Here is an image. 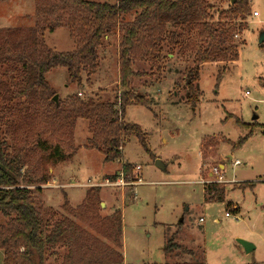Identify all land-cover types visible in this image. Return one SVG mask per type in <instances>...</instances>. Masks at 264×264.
Returning <instances> with one entry per match:
<instances>
[{"label": "rangeland", "instance_id": "1", "mask_svg": "<svg viewBox=\"0 0 264 264\" xmlns=\"http://www.w3.org/2000/svg\"><path fill=\"white\" fill-rule=\"evenodd\" d=\"M87 1L115 4L118 0ZM1 2L0 16L7 18L2 25L11 29L34 25L33 0ZM231 2L210 0L209 15L214 18L213 25L223 26L220 29L235 24L237 29L230 40L225 38L223 48L231 41L238 59L201 67L195 104L186 102L184 96V79L200 44L194 31L185 35L181 44L184 48L191 40L193 48L181 51L179 46L170 47L165 37L162 60L149 62L140 58L144 53L139 54L133 70L145 76L132 79L131 87L152 105L128 106L124 121L140 127L146 147L133 134L123 133L120 161L105 162L100 152L87 148L92 138L87 121L77 120L73 130L66 124L51 129L41 123L39 114L23 109L20 101L0 112L1 134L9 147L26 150L20 184L25 185L28 179L33 182L30 190L41 214L48 212V217L55 219L69 216L61 208L65 200L75 208L88 191L76 185L116 179L127 163L130 169L125 174L130 180L140 179L137 186L99 188L100 217L121 212L123 264H264V42L258 43L264 34V0H247L249 16L235 22L227 16ZM253 11L259 16L253 17ZM20 12L24 17L19 18ZM134 16L131 13L122 19L131 22ZM168 31L179 33L170 26ZM44 38L55 52L74 50L67 29H57ZM119 41L118 30L104 39L97 50L96 73L90 84L83 75L82 90L69 82L64 69L50 70L45 79L58 95L57 102L64 103L72 96L95 103L112 102L119 91ZM10 74L0 69V80L8 81ZM237 121L257 126L246 129ZM244 137L247 140L237 147ZM56 148L63 159L54 154ZM214 168L222 176L216 184L225 190L212 201L207 200L205 189L215 181L213 175L208 177ZM42 178L48 181L41 183ZM243 182L245 187L239 188ZM171 236L179 248L166 253L164 247ZM239 240L254 249L246 253ZM65 252L62 249L59 254ZM46 259L47 264H53L50 257Z\"/></svg>", "mask_w": 264, "mask_h": 264}, {"label": "trees", "instance_id": "2", "mask_svg": "<svg viewBox=\"0 0 264 264\" xmlns=\"http://www.w3.org/2000/svg\"><path fill=\"white\" fill-rule=\"evenodd\" d=\"M209 1L118 0L111 4L107 1L33 0L35 23L31 28L0 29V69L12 74L8 81L0 80V112L12 109V105L20 101L23 109L39 114L41 123L51 129L66 124L73 130L77 120L87 121L92 135L87 148L100 152L105 162L121 160L123 133L133 134L145 148L140 127L124 121L128 106L149 108L152 105L131 87L132 79L145 76L133 70L139 54L144 53L140 58L149 62L162 60L161 47L165 37H168L170 47L179 46L181 51L193 48L191 40L184 48L181 44L185 35L194 31L200 44L184 79V96L191 104L197 100L196 83L204 64L218 65L223 60L238 59L239 52L231 41L223 48L225 38L236 31L235 24L228 29L213 25ZM131 13L135 14L133 21L122 19ZM227 16L233 22L245 20L249 16L247 0H236ZM168 26L179 33L167 32ZM57 29L68 30V36L75 44L74 50L58 53L46 46L44 36ZM115 30L120 36L119 91L113 101L95 103L90 98L72 96L64 103L54 104L52 97L56 93L45 79L50 70L64 69L69 82L82 90L83 75H86L85 83L90 84L98 67L97 50ZM237 123L246 129L257 126L242 121ZM261 127L264 131V126ZM247 138L240 139L236 146L240 147ZM54 154L63 159L57 148ZM26 155L23 147H9L0 127V217L4 219L0 223V252L3 264H47V256L53 264H123L121 212L116 210L105 218L100 217V190L90 187L77 207H70L65 200L61 208L69 216L55 219V216L48 217V212L41 214L30 190L33 182L28 179L25 185L20 184ZM123 167L125 172L130 169L127 163ZM47 181L42 178L41 183ZM244 185L241 183L239 188ZM224 190L225 186L208 184L207 191L205 189L207 200L218 199ZM79 224L86 225L93 233ZM172 237L164 247L166 253L179 248L172 242ZM62 249L66 252L59 254ZM192 253L188 252V255Z\"/></svg>", "mask_w": 264, "mask_h": 264}, {"label": "built area", "instance_id": "3", "mask_svg": "<svg viewBox=\"0 0 264 264\" xmlns=\"http://www.w3.org/2000/svg\"><path fill=\"white\" fill-rule=\"evenodd\" d=\"M253 17H258L257 13L253 11L251 14ZM234 166L239 165L238 162L233 163ZM212 175L215 177V181L210 182V183H217L222 181V176H219V170L218 168L212 169ZM140 182V179H132L130 180L129 176L125 174V172L121 171V173L118 174V177L116 179H106L104 183H94L90 180L86 184H78L76 185L77 187L80 188H90V187H96V188H105V187H127V186H137ZM227 216H229L228 213H226ZM200 222H203L201 219L199 220Z\"/></svg>", "mask_w": 264, "mask_h": 264}, {"label": "water", "instance_id": "4", "mask_svg": "<svg viewBox=\"0 0 264 264\" xmlns=\"http://www.w3.org/2000/svg\"><path fill=\"white\" fill-rule=\"evenodd\" d=\"M235 3V0H232V2H231V4H234ZM264 42V34L260 37V39H259V41H258V43L259 44H262ZM57 99H58V95L57 94H55L53 97H52V101L54 102V104H57L58 102H57ZM257 118V117H256ZM155 165L158 167V168H163V166H162V164H161V162H159V161H156L155 162ZM101 207L103 208V205L101 204ZM239 242V244L244 248V250H245V252L246 253H249L250 251H252L253 249H254V247L251 245V244H249V243H247V242H245V241H238Z\"/></svg>", "mask_w": 264, "mask_h": 264}, {"label": "crops", "instance_id": "5", "mask_svg": "<svg viewBox=\"0 0 264 264\" xmlns=\"http://www.w3.org/2000/svg\"><path fill=\"white\" fill-rule=\"evenodd\" d=\"M3 3L4 2H1V4H0V9H2L3 8ZM23 12H20V14L22 15V16H19V18L20 17H24V14H22ZM6 15L4 16V17H1L0 16V27L1 28H10V26H8L7 24H5V25H2L1 23L2 22H6ZM8 23V22H7ZM229 159H231V158H229ZM219 167V169H222L223 167L220 165V166H218ZM211 175H212V172H210L209 174H208V177H211ZM202 184H203V181L201 182Z\"/></svg>", "mask_w": 264, "mask_h": 264}]
</instances>
